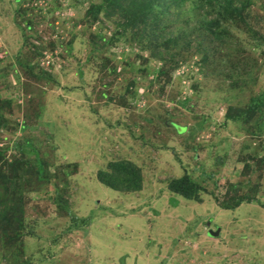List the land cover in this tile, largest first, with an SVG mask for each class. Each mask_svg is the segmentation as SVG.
I'll return each instance as SVG.
<instances>
[{
	"label": "rangeland",
	"instance_id": "374dc122",
	"mask_svg": "<svg viewBox=\"0 0 264 264\" xmlns=\"http://www.w3.org/2000/svg\"><path fill=\"white\" fill-rule=\"evenodd\" d=\"M219 1L170 15L178 43L156 49L120 32L124 15H88L100 0H0V170L21 173L26 159L51 173L10 193L22 251L1 242L0 264H264V0L241 11L248 22L222 19L233 10ZM215 35L205 59L198 42ZM124 158L147 192L99 182ZM185 171L206 186L203 202L167 190ZM227 191L258 201L224 209Z\"/></svg>",
	"mask_w": 264,
	"mask_h": 264
},
{
	"label": "trees",
	"instance_id": "16d2710c",
	"mask_svg": "<svg viewBox=\"0 0 264 264\" xmlns=\"http://www.w3.org/2000/svg\"><path fill=\"white\" fill-rule=\"evenodd\" d=\"M84 1L93 2V0ZM187 1L188 0H100L99 3L93 2L91 7L87 10V14L90 16H94V19L97 20L102 11L105 12L106 17H110L112 15H124V17L127 19L125 26L121 29L120 32H126L128 28L136 30L141 35L138 38H134L133 41L138 42L140 47H144V42L149 41L150 44H155L156 49H160L164 47V44H160V41L167 40V47L170 48L173 41L175 43H178V40H174L175 38H171L172 32L168 30L166 32L165 29L166 24L167 26H169L171 25L170 23L173 22L169 17L170 15H172L173 13L181 14L190 12L191 10L196 8L197 1L203 2V7L209 6L213 9H217V6H221V1L219 0H192V7L187 8L185 6V3ZM236 1L238 0H222V7L233 10L232 14L221 15L223 17L222 19L227 18L230 19L231 22H233L235 21V17H239L238 20L243 19L244 21L248 22V17H242L241 11L246 10V5H248L250 0H241L243 1V4L239 2L240 5H236ZM198 36L200 37V35ZM205 36L206 35L203 34L202 39H205ZM219 38V35H215L214 39H212L208 45H205L203 41L198 42L200 45L204 46L200 53H202L203 51L209 53L207 57H204L205 59L211 57L213 52L210 51L212 48L211 46H214L217 42L216 40ZM199 39H201V37ZM35 45V52H37L40 56H42V54L44 55V45ZM168 48L167 50L171 51ZM255 61L257 64L258 59L256 58ZM249 62L251 64L252 59H250ZM25 66L27 68L30 67L33 70L35 68L40 69L39 62L34 66L31 63H27ZM246 66L247 64L245 65V67ZM41 73L42 74L40 77L46 75L51 76V74H49L45 70H42ZM251 112V108H249L243 110L242 114H245V118H248L249 120V118H251ZM230 114L231 112H229V116ZM238 117L239 115L235 114L231 118L236 119ZM21 160V173H18V171L15 170L13 171V169H11V165L5 170H0V187L2 188V190H0V243H4L5 240L9 242L13 241V243L10 245H12V249H15L16 251H18L20 247V251H22V244H20L18 241L21 240L20 235L24 230V226L22 225L24 221V210L21 209V200L14 199L15 196H12L10 193L15 186L21 187L23 184H25V182H32L35 176L39 179L45 174L49 173V175H51L49 167L46 170L45 167L43 168V161H36L35 163H33L31 162V160ZM8 171H12V174L10 176L5 174ZM97 179L105 186L117 192H127V194H141L144 191L147 192L146 183L149 180L146 179L142 168L137 163H135L131 159L125 158L111 160L107 164V167L105 169L98 170ZM167 190L173 193V195H178L185 199L193 201L195 200L196 202L201 203L203 202V193H205L206 186L202 184V181L193 178V176L188 171H185V173L181 177L173 178L167 183ZM228 193L226 195V199L223 201L224 203L219 201V197L216 198L221 208L235 209L241 206L243 203L250 204L251 202L255 203L256 201H258V199L255 200V197L251 195L241 196L232 194L230 196V193ZM152 195L153 194H150L149 197H151ZM155 197L162 198V195L158 193V195H156ZM8 216L10 217L9 219L7 218ZM86 220L87 218H80V220L78 221H81V223L84 224ZM11 227H14L13 230H11Z\"/></svg>",
	"mask_w": 264,
	"mask_h": 264
},
{
	"label": "clouds",
	"instance_id": "9594fccd",
	"mask_svg": "<svg viewBox=\"0 0 264 264\" xmlns=\"http://www.w3.org/2000/svg\"><path fill=\"white\" fill-rule=\"evenodd\" d=\"M251 59H253V58H251ZM221 228H219V229H213L212 227H211V224H208V231H209V233L210 234H213V233H218V234H220L221 233V230H220Z\"/></svg>",
	"mask_w": 264,
	"mask_h": 264
}]
</instances>
